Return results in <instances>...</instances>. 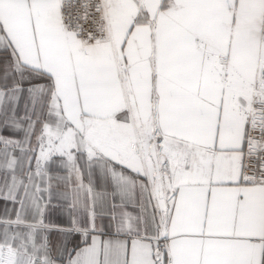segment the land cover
Masks as SVG:
<instances>
[{"label": "snow or ice", "instance_id": "snow-or-ice-1", "mask_svg": "<svg viewBox=\"0 0 264 264\" xmlns=\"http://www.w3.org/2000/svg\"><path fill=\"white\" fill-rule=\"evenodd\" d=\"M0 264H264V0H0Z\"/></svg>", "mask_w": 264, "mask_h": 264}]
</instances>
